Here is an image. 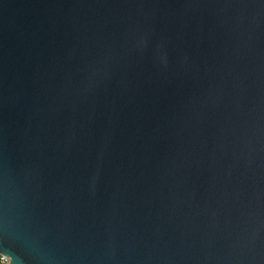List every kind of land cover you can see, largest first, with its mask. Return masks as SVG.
I'll return each mask as SVG.
<instances>
[{
    "label": "water",
    "instance_id": "obj_1",
    "mask_svg": "<svg viewBox=\"0 0 264 264\" xmlns=\"http://www.w3.org/2000/svg\"><path fill=\"white\" fill-rule=\"evenodd\" d=\"M0 257L264 264V0H0Z\"/></svg>",
    "mask_w": 264,
    "mask_h": 264
},
{
    "label": "rangeland",
    "instance_id": "obj_2",
    "mask_svg": "<svg viewBox=\"0 0 264 264\" xmlns=\"http://www.w3.org/2000/svg\"><path fill=\"white\" fill-rule=\"evenodd\" d=\"M1 258V257H0ZM0 264H9L8 260L5 258L0 259Z\"/></svg>",
    "mask_w": 264,
    "mask_h": 264
},
{
    "label": "trees",
    "instance_id": "obj_3",
    "mask_svg": "<svg viewBox=\"0 0 264 264\" xmlns=\"http://www.w3.org/2000/svg\"><path fill=\"white\" fill-rule=\"evenodd\" d=\"M1 259V258H0Z\"/></svg>",
    "mask_w": 264,
    "mask_h": 264
}]
</instances>
